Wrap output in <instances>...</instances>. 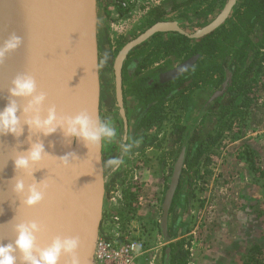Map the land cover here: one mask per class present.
Wrapping results in <instances>:
<instances>
[{
  "label": "water",
  "instance_id": "water-1",
  "mask_svg": "<svg viewBox=\"0 0 264 264\" xmlns=\"http://www.w3.org/2000/svg\"><path fill=\"white\" fill-rule=\"evenodd\" d=\"M97 1L0 0V43L11 34L21 39L19 47L7 53L0 62V109L10 100H15L23 124L26 119L24 108L30 98L12 97L8 89L12 87L15 76L27 73L35 78L37 93L46 94L40 106L42 117L46 116L49 107L54 106L58 115L74 116L86 112L93 122L102 121ZM239 1L227 0L213 20L194 32L184 29L178 21H160L128 42L114 62L116 94L122 115L125 117L122 68L133 47L158 32L174 31L191 38L204 37L232 17ZM196 59L197 56H194L186 60L161 76V81L180 75ZM223 92V88L218 90L211 100ZM32 141H41L47 154L32 168L15 170L12 158L27 149ZM67 153L71 162L65 164L66 158L62 156ZM184 160L183 150L165 194L161 219L165 235ZM108 178L103 159V140L99 145L86 146L81 139L65 137L60 129L43 136L26 125L23 134L18 137L0 135V243L14 241L17 224L35 221L39 225V231L35 233L36 248H47L57 237H76L79 244L75 255L80 264H95ZM15 179H22L26 187L39 182L44 189V199L32 206L24 204V194L13 191ZM15 255L18 261L22 259L19 251ZM70 259L69 254L62 252L58 264H69Z\"/></svg>",
  "mask_w": 264,
  "mask_h": 264
},
{
  "label": "rangeland",
  "instance_id": "rangeland-1",
  "mask_svg": "<svg viewBox=\"0 0 264 264\" xmlns=\"http://www.w3.org/2000/svg\"><path fill=\"white\" fill-rule=\"evenodd\" d=\"M103 1H97L98 18L102 16L105 19L108 31L113 34L121 24L133 36L147 29L149 20L160 12L163 13L162 19L181 18L182 15V27L194 32L213 20L227 0L203 17L197 16L212 0H191L189 3L187 0H127V6L118 3L115 10H108ZM100 40L99 34V49ZM158 40L152 44L153 58L156 55L161 57L169 49L168 43ZM224 61L226 67L232 69L230 57ZM100 72L106 80L109 68L105 60L100 64ZM216 74L213 87L211 84L209 90L195 92L196 108L185 119L186 132L194 126L192 143H203L205 151L199 160L189 157L186 163L179 192L170 210L167 235L161 226L163 202L181 151L179 138L172 136L170 140L163 141L156 135L152 142L149 141L151 143L147 147L152 146L153 150L152 157H149L151 168L140 177L146 178L144 184L147 185L137 186L140 179L136 176L131 178L130 165L118 170L123 145L117 156L105 163L109 178L101 233H107L118 243L138 242L139 264H163L164 246L178 241H182L189 251L184 264H247L256 244L263 246L264 253V48L255 59L253 71L247 75L244 93L235 106L232 93L224 91L216 98L210 113L203 116L201 124L195 126L209 95L222 89L229 81L227 77L221 78V73ZM111 101L105 95L101 106L109 126L114 109L110 106ZM222 122L233 123L223 130L220 143H207L208 135H215ZM110 142L111 138L106 137L107 158ZM196 152V148L190 149L189 154ZM129 177L133 185L123 186ZM123 187L139 188L140 196L132 206L135 211L128 210Z\"/></svg>",
  "mask_w": 264,
  "mask_h": 264
},
{
  "label": "flooded vegetation",
  "instance_id": "flooded-vegetation-1",
  "mask_svg": "<svg viewBox=\"0 0 264 264\" xmlns=\"http://www.w3.org/2000/svg\"><path fill=\"white\" fill-rule=\"evenodd\" d=\"M162 14V12L157 14L160 16L154 22V19L149 20L150 26L148 28L160 21H178L180 26H182V22L184 21L182 15L181 18L162 19ZM100 22V64L102 60H105V56H107L105 62L106 67L109 68L108 78L106 80H104L105 78H103L100 72L101 106L105 95H108V99L110 97V101L112 98L113 102H110V106L111 108L114 106V109L112 108L111 111L113 118L112 120L110 119V126H112L115 132V135L111 137V146L107 150L108 155H112V157L108 156L107 158L105 147L106 138L103 139L104 165L107 163V159L110 160L117 156L119 149L123 145L124 153L118 170L125 166V161L128 156H135L134 162L130 165L132 169L140 168L145 164L149 166L151 162L149 157H152L153 150L152 146H147L152 142V138L157 135L156 138L161 137L163 141H167L174 136L181 141L179 156L183 150L185 151L184 170L187 161L190 159L189 157L194 155L192 153L190 156V149L194 150L196 145L198 146V144L192 143L194 126L191 130L185 131V119L196 108L195 92H198V90H209L211 84L212 87L215 85L214 81L217 78V74L215 70L212 71V68L215 66L216 58L206 57L199 62L200 53L185 57L184 40L180 36L182 33L174 31L158 32L150 36L145 41L133 47L123 63L122 94L124 117L121 113V107L116 94L114 62L120 50L148 28L138 34L130 36L131 34L125 29V25L119 24L115 29L116 31L112 34L108 31L107 23L102 16L100 17ZM104 33L106 35L103 37ZM189 38L191 39L190 44H194L196 40L200 39ZM156 39H159L158 41L162 43H168L169 49L161 57L156 55L153 58L152 44ZM176 48L177 50H175ZM194 56H197V59L190 68L172 79L161 81V76ZM198 63H200L199 67H201L200 73L194 77L191 76L194 72L185 75V77L182 76ZM223 64L226 66L225 61H223ZM195 81L196 85L186 91L188 98L186 101H183V97L179 91ZM213 95V93L210 94L203 104L201 112L196 118L195 126L201 124L205 114L210 113L211 107L216 101L214 99L211 100ZM101 120L109 122L103 116L102 110ZM180 130L182 131L181 134L179 133Z\"/></svg>",
  "mask_w": 264,
  "mask_h": 264
},
{
  "label": "clouds",
  "instance_id": "clouds-1",
  "mask_svg": "<svg viewBox=\"0 0 264 264\" xmlns=\"http://www.w3.org/2000/svg\"><path fill=\"white\" fill-rule=\"evenodd\" d=\"M21 44V39L11 34L0 43V62L6 54L16 50ZM107 56H105V60ZM12 97L30 98L24 108L26 119L21 123L18 115L19 108L15 100H10L0 109V135L11 134L18 137L23 134L24 126L38 131L43 136L55 133L58 129L63 131L65 137L81 139L87 145H99L104 138H111L115 135L114 129L104 121L93 122L86 112H80L74 116L58 115L56 108L49 107L46 116L40 115V106L46 99L44 92L37 93L35 78L27 73L19 74L12 80V87L8 89ZM30 114V115H28ZM13 160L14 169L28 170L38 164L47 154L44 144L41 141H32L29 147L21 150ZM71 153V152H69ZM69 153L64 163H70ZM114 163V161H109ZM34 172L31 174L33 175ZM12 177L11 179H13ZM13 191L17 194H24V204L36 205L44 199V189L36 181L34 184L25 185L22 179H15ZM39 231V225L35 221L19 223L15 226L16 237L11 243H0V264H58L61 253L69 254V264H80L79 258L75 255L79 241L76 237H57L45 249L35 247V233ZM22 254L18 261L16 252Z\"/></svg>",
  "mask_w": 264,
  "mask_h": 264
},
{
  "label": "trees",
  "instance_id": "trees-1",
  "mask_svg": "<svg viewBox=\"0 0 264 264\" xmlns=\"http://www.w3.org/2000/svg\"><path fill=\"white\" fill-rule=\"evenodd\" d=\"M190 1L191 0H187V3ZM224 2L225 0H212L209 6L199 13L197 17H203L204 15L215 11ZM103 3L106 6L109 3H114V0H104ZM159 16L160 15H156L153 22L156 21ZM186 17L188 16H184V18ZM258 28L260 33H258ZM180 36L184 40V50L186 52L185 57L200 53L199 62L206 57L216 58V62L214 64L215 66L212 68V71L215 70L216 72L221 73V78H229V84L225 82L226 86L223 87V90L225 92L232 93V102L235 106L239 96L244 93L247 75L253 71L255 59L257 55L261 53V49L264 48V0H240L231 20L229 19L208 35L196 40L194 44L189 43L191 39L188 36L184 34H181ZM226 57H230L232 60V69L224 66L223 61ZM199 64L200 63L194 65L182 76L185 77V75L191 72H194L191 75L192 77L196 76L201 72ZM195 85L196 81L188 84L185 88L179 91L183 97V101H186L188 98L186 91ZM236 106L241 105L237 104ZM220 118H222V116H220ZM232 123L233 122H222L217 130V133L215 135H208L206 142H219V139H221L224 135L223 130L227 127H231ZM196 149V154L190 158L193 159L195 157L199 160L204 154L205 146H203V143H200L198 146L196 145ZM206 160L208 162L210 161L209 158ZM262 173L264 175V171ZM124 192L128 210L135 211L132 206L134 200L139 196V188L136 187L132 189L129 187L125 189ZM178 192L179 187L176 195ZM174 201L175 199L173 200L172 207L174 205ZM180 204H183V202L180 201ZM102 228L103 223L101 229ZM252 251L255 252L249 256L247 264H264L263 246L256 244L252 248ZM188 253L189 251L184 247L182 241L171 242L164 246L163 264H184Z\"/></svg>",
  "mask_w": 264,
  "mask_h": 264
},
{
  "label": "built area",
  "instance_id": "built-area-1",
  "mask_svg": "<svg viewBox=\"0 0 264 264\" xmlns=\"http://www.w3.org/2000/svg\"><path fill=\"white\" fill-rule=\"evenodd\" d=\"M103 0H98L100 3ZM127 6V0H114L106 5L108 10H115L116 5ZM140 244L135 241L118 243L109 238L107 233H100L96 244L95 264H139Z\"/></svg>",
  "mask_w": 264,
  "mask_h": 264
},
{
  "label": "crops",
  "instance_id": "crops-1",
  "mask_svg": "<svg viewBox=\"0 0 264 264\" xmlns=\"http://www.w3.org/2000/svg\"><path fill=\"white\" fill-rule=\"evenodd\" d=\"M100 28H101V22H100V19L98 18V32H99V34H100ZM105 35H106V33H104L103 37ZM123 153L124 152L121 153V161H122V158H123ZM134 160H135V156H128L127 159H126V161H125V166L124 167H126V165H132V163L134 162ZM149 167L150 166H147L145 164L144 166H142L140 168H137V169H132L131 168V171L133 172V173H131L132 174L131 175L132 176L131 178H133L134 176H136V178L140 179L139 182H136V184H137L138 187L147 185L146 183L144 184L146 178L144 179V178H140V177H141V175H143L144 173H146L145 171H147L148 169L151 168V167L150 168ZM131 178L129 177V178L125 179L123 186H125V187H128L129 185L132 186L133 185L132 183H134V182H130V179ZM125 187H123L122 189H126ZM140 198H142V197H139V199Z\"/></svg>",
  "mask_w": 264,
  "mask_h": 264
}]
</instances>
